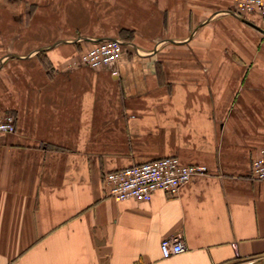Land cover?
Returning a JSON list of instances; mask_svg holds the SVG:
<instances>
[{"label":"crops","instance_id":"1","mask_svg":"<svg viewBox=\"0 0 264 264\" xmlns=\"http://www.w3.org/2000/svg\"><path fill=\"white\" fill-rule=\"evenodd\" d=\"M232 5L0 0V264H264V20ZM114 37L117 62H81ZM172 155L209 175L108 195L106 172Z\"/></svg>","mask_w":264,"mask_h":264},{"label":"built area","instance_id":"2","mask_svg":"<svg viewBox=\"0 0 264 264\" xmlns=\"http://www.w3.org/2000/svg\"><path fill=\"white\" fill-rule=\"evenodd\" d=\"M231 11L241 16L257 13L264 20V0H233ZM124 44L120 38L103 39L83 51L79 58L91 67L108 66L120 59ZM15 129V115L12 112L1 113L0 133ZM209 173L205 164H185L178 156L172 155L108 171L103 176V182L108 195L116 200L149 201L158 190L174 196L194 176H207ZM250 176L264 180V146L251 162ZM160 248L162 256L168 258L182 252L184 242L181 236L165 237L161 240Z\"/></svg>","mask_w":264,"mask_h":264}]
</instances>
